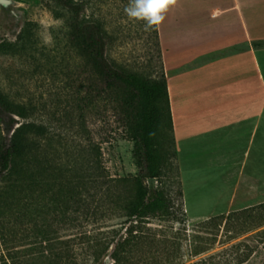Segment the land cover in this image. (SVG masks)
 <instances>
[{
	"label": "rangeland",
	"instance_id": "374dc122",
	"mask_svg": "<svg viewBox=\"0 0 264 264\" xmlns=\"http://www.w3.org/2000/svg\"><path fill=\"white\" fill-rule=\"evenodd\" d=\"M13 1L7 7L0 5V45L6 44L0 48V92L9 102L26 108V117L20 119L19 125H22L24 138L33 149V160L39 156L43 163L74 167L89 177L96 163L103 164L110 178L137 175L135 141L129 129L117 120L113 108L115 102L107 95L96 97L94 93L90 106L84 113L81 110L83 83L101 81L97 68L82 54L79 42L73 41L67 22L54 15L46 6V0ZM89 1L85 15L105 23L109 35L108 55L131 69L150 74L152 65L147 58L149 31L145 21L131 18L125 12L129 0ZM262 12L259 6L257 16L260 27L264 25ZM168 17L169 9L166 22ZM41 19L61 22L59 26L53 24L48 29L52 36L50 45H45L37 35L42 30ZM6 134L0 125V139ZM165 163L161 177L149 179L147 184L164 190L175 215L151 220L148 226L152 230L149 232L156 235L149 234L145 238L147 240L130 253L128 264H156L160 260H163L162 264L171 261L189 264L241 241L247 246L244 244L233 250L228 248L230 251L225 255H218L207 264H233L238 261L237 257L245 258L242 264H264V239L260 241L261 238L255 237L264 230V219L259 225H242L235 217L227 224L224 219L213 218L221 214H209L211 210L225 208L222 214L228 215L231 211L246 208L244 194H233L230 199L226 193L219 192L217 195L213 192L203 197L195 196L189 199L191 209L188 212L186 200L181 196L182 187L174 155ZM215 179L219 183L216 189L222 184H231L228 179ZM232 187L239 192V183ZM257 197V201H264V193L261 195L259 188ZM90 202L96 215L85 219V228L91 230L102 244L108 243V239L113 238L114 229L125 227V218L120 211H108L97 206V198H90ZM229 202L231 206L227 208ZM125 231L126 228L119 232L115 243ZM20 243L17 239L13 244ZM113 247L115 245L110 247L109 252ZM3 248L0 243V251L5 252ZM197 249L205 250L199 255H192ZM100 258L105 260V264H114L107 253Z\"/></svg>",
	"mask_w": 264,
	"mask_h": 264
},
{
	"label": "trees",
	"instance_id": "16d2710c",
	"mask_svg": "<svg viewBox=\"0 0 264 264\" xmlns=\"http://www.w3.org/2000/svg\"><path fill=\"white\" fill-rule=\"evenodd\" d=\"M89 2L45 1L56 17L67 22L73 41L79 42L82 54L99 72L101 82L82 85V112L93 102L94 93L96 97L107 95L115 102L113 108L117 120L129 129L135 141L138 173L134 177L110 178L103 164L96 163L89 177L74 167L43 163L38 155L33 160V149L19 125L20 119L26 117V108L9 102L0 92V125L7 132L0 139V243L5 250L0 251V264H105L100 258L105 253L114 264H128L130 253L153 233L149 232L152 228L148 226L151 220L175 215L164 190L147 184V180L161 177L165 162L173 154L181 185L158 26L148 28L147 58L152 65L151 73L131 69L108 55L106 25L99 18L85 15ZM255 44L262 46L264 40ZM5 45L2 43L0 48ZM92 197L97 198V206L120 211L125 218V227L114 229L108 243L102 244L91 230L85 228V219L96 215L92 211ZM235 217L242 225L261 224L264 202L213 218L224 219L228 224ZM124 228V235L115 243L116 236ZM255 237L262 241L264 230ZM17 239L20 245L13 244ZM244 244L241 241L228 248L233 250ZM112 245L115 247L109 252ZM228 248L189 264L212 263L216 256L230 251ZM204 250L197 249L192 255H199ZM237 258L233 264L245 262V258ZM156 262L162 264L163 260ZM184 263L171 261L169 264Z\"/></svg>",
	"mask_w": 264,
	"mask_h": 264
},
{
	"label": "crops",
	"instance_id": "0c3cea01",
	"mask_svg": "<svg viewBox=\"0 0 264 264\" xmlns=\"http://www.w3.org/2000/svg\"><path fill=\"white\" fill-rule=\"evenodd\" d=\"M259 6L264 24V0H177L158 26L188 212L189 199L213 192L228 199L244 194L245 207L264 202L257 201L258 188L264 193V45L255 44L264 40ZM215 178L231 184L216 189ZM237 183L239 192L232 187Z\"/></svg>",
	"mask_w": 264,
	"mask_h": 264
},
{
	"label": "clouds",
	"instance_id": "9594fccd",
	"mask_svg": "<svg viewBox=\"0 0 264 264\" xmlns=\"http://www.w3.org/2000/svg\"><path fill=\"white\" fill-rule=\"evenodd\" d=\"M176 2L177 0H129L125 12L131 18L145 21L146 28H152L163 23L169 7L175 5ZM39 23L42 30L37 35L45 45H50L52 36L48 29L53 24L59 26L61 22L41 19Z\"/></svg>",
	"mask_w": 264,
	"mask_h": 264
},
{
	"label": "water",
	"instance_id": "95a60500",
	"mask_svg": "<svg viewBox=\"0 0 264 264\" xmlns=\"http://www.w3.org/2000/svg\"><path fill=\"white\" fill-rule=\"evenodd\" d=\"M14 3L13 0H0V5L7 7L9 5H12Z\"/></svg>",
	"mask_w": 264,
	"mask_h": 264
}]
</instances>
